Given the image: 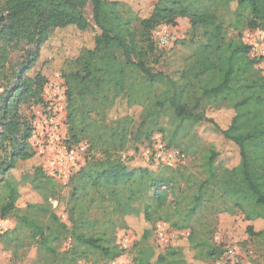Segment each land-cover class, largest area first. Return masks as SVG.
I'll use <instances>...</instances> for the list:
<instances>
[{
	"label": "trees",
	"instance_id": "16d2710c",
	"mask_svg": "<svg viewBox=\"0 0 264 264\" xmlns=\"http://www.w3.org/2000/svg\"><path fill=\"white\" fill-rule=\"evenodd\" d=\"M88 4L94 25L83 13ZM180 18L190 20L204 44L175 79L153 71L146 56L164 50L153 31L174 27ZM95 27L99 34L93 33ZM57 29L65 30L70 42L56 49L64 46L74 69L63 77L68 133L75 144L87 142L99 158L70 178L66 207L59 203L55 208L51 200L59 195L58 181L41 167L22 170L19 177L15 172L19 163L36 156L27 142L28 127L19 138L16 106L30 95L44 103L46 82L40 75L24 79L23 72L33 69L39 47ZM247 31L264 32V0H157L146 18L116 0L1 4L0 88L7 84L10 89L8 98L0 100V216H13L16 222L0 236L2 249L17 260L34 249L30 264H93L96 254L111 262L124 252L116 243L119 230L163 223L189 231L188 247L146 245L151 233L143 230L131 249L133 264H208L223 254L212 243L213 218L240 211L247 221L264 220V75L244 42ZM122 99L129 107H143L138 125L131 116L108 119ZM201 123L212 125L236 151L235 165H216L218 153L207 149L201 153L202 179L183 166L130 169L123 160L131 145L141 155L142 144L158 134L167 149L189 156L199 141L193 128ZM22 185L32 186L42 202L20 207ZM93 210L101 217H93ZM247 232L264 236V229L256 232L252 226Z\"/></svg>",
	"mask_w": 264,
	"mask_h": 264
},
{
	"label": "rangeland",
	"instance_id": "374dc122",
	"mask_svg": "<svg viewBox=\"0 0 264 264\" xmlns=\"http://www.w3.org/2000/svg\"><path fill=\"white\" fill-rule=\"evenodd\" d=\"M6 0H0V5L4 4ZM130 6L139 18H146L150 15L154 4L157 0H116ZM85 18L94 25L93 21V8L88 4L83 10ZM136 30H141L139 24H135ZM169 35L168 46L164 50L148 54L146 56L147 63L155 72H163L172 78L178 79L181 71L185 67L186 60L195 54L196 49L202 44L204 40L201 37V32L192 28L190 20L180 18L177 20L176 25L166 26ZM93 33L99 34L100 31L95 27ZM243 34L245 41L252 42L257 45L259 53L264 50V42L257 33L247 35ZM50 40L44 42L39 47L40 58L32 70L23 72L26 78L35 79L38 75L44 77L46 82L41 90V97L44 103H38L36 97L30 95L22 97L19 105L16 106L17 121L21 129L19 138L23 137L25 130L30 129V135L27 142L32 146L36 156L28 161L18 164L19 171L15 172L16 176H20L22 170H27L32 167H41L45 172L50 168V162L64 153V149H73L78 155L79 159L83 162H88L93 158H99L96 151L92 150L85 141L73 143L68 133V126L66 124V84L64 75L74 72L73 66L67 63L68 53L64 46L61 49H56L60 44H68V34L65 30H54L51 32ZM150 40V37L148 36ZM35 88V87H34ZM10 86L5 84L0 88V100L8 98V90ZM61 95V101L59 96ZM57 95V96H56ZM47 99V100H45ZM48 100H55V102H48ZM64 106V110L60 107ZM4 102H0V120L3 117ZM60 110V112H57ZM143 112L142 106L129 107L124 99L119 100L115 106L109 111L108 119L116 120L124 116H131L135 119L136 125L140 122L141 114ZM2 123H0V130ZM192 133L199 137L196 147L190 150L188 160L183 164V167L188 171L196 174L200 178L205 175L200 169L201 153L207 149H213L218 153L215 160L216 165L231 166L237 162L236 151L227 145L225 138L210 124L201 123L193 128ZM163 138L160 134L155 135L148 142H144L142 147L144 151L141 155L135 153L134 144L130 146L129 150L122 155L123 160L126 161L130 169H145L154 165L152 159L146 155V150L152 148ZM163 142V141H162ZM189 142L193 145L191 140ZM190 144V145H191ZM43 151V152H41ZM6 154H2L4 158ZM69 180H59V195L51 200L52 205L56 208L59 203L66 207L68 199L71 195V188L68 187ZM42 202L41 197L30 185L21 186V199L19 206L24 207L26 203ZM140 208L143 207L141 203ZM91 215L93 217H101L99 210H93ZM59 216L66 223H69V217L65 213H59ZM0 218H2L0 216ZM212 218V216H208ZM9 221L13 229L16 222L13 216L4 218ZM213 234L211 236L212 243L215 246H220L224 251L226 247H236L240 257L241 264H264V236L253 237L248 232L249 226L254 228V231L259 232L264 229V220L259 219L256 221H247L246 216L240 211L234 215L221 214L217 218H213ZM161 225L167 230L168 245H161L156 236L157 226ZM12 229V230H13ZM143 230L150 231V236L144 243L153 246L160 250L168 247L186 248L189 245V231H175L169 225L159 223L155 225L144 223L140 227L131 226L127 229H121L116 234V243L124 251L120 259H125L126 262L133 263V256L131 249L134 243L139 239ZM11 231V230H10ZM35 258V250L32 249L25 257L17 260L11 251L2 249L0 243V264H30ZM98 261V263H95ZM86 262V261H81ZM80 262V263H81ZM93 264H108L101 255L96 254L92 258ZM91 263V262H90ZM208 264H218L216 261H209Z\"/></svg>",
	"mask_w": 264,
	"mask_h": 264
},
{
	"label": "built area",
	"instance_id": "2783aa9c",
	"mask_svg": "<svg viewBox=\"0 0 264 264\" xmlns=\"http://www.w3.org/2000/svg\"><path fill=\"white\" fill-rule=\"evenodd\" d=\"M253 32L247 31V35H251ZM260 37L262 42H264V32L262 31H254ZM153 39L156 45L161 48H167L169 35L167 33V27L161 26L156 28L153 31ZM246 44L252 47L251 55L260 60L258 64V68L262 71L264 75V50L259 53L257 50V45L253 44L252 42L245 41ZM57 96V95H56ZM59 100L61 101V95L59 94ZM47 100V99H45ZM55 102V100H48V102ZM64 106L60 107V110H64ZM57 110V112H60ZM43 152V151H41ZM146 155L152 159L154 165H164L170 168H176L179 166H183L185 162H187L188 157L182 154L178 150L174 149H167L165 144L162 141H159L156 145L152 148L146 150ZM86 162H82L78 155L75 153L73 149L68 150L64 149V153L61 154L59 157L54 159L50 162V168L46 171V174L55 179L56 181L59 180H68L72 176L76 175L84 166ZM13 229L12 224L9 221H5L4 218H0V236L4 235L5 233L9 232ZM156 236L161 245L167 244L169 246L168 239H167V230L163 228L161 225L157 226L156 229ZM218 264H241L240 257L238 254V250L236 247H226L223 251L222 256L216 260ZM79 264H91L88 262H81ZM108 264H133L131 262H126L125 259H116L114 261L109 262Z\"/></svg>",
	"mask_w": 264,
	"mask_h": 264
}]
</instances>
